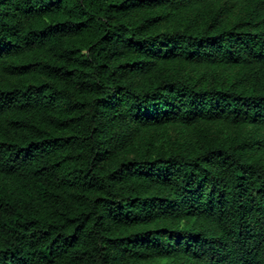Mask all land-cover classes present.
<instances>
[{"label":"trees","instance_id":"16d2710c","mask_svg":"<svg viewBox=\"0 0 264 264\" xmlns=\"http://www.w3.org/2000/svg\"><path fill=\"white\" fill-rule=\"evenodd\" d=\"M0 264H264V0H0Z\"/></svg>","mask_w":264,"mask_h":264},{"label":"rangeland","instance_id":"374dc122","mask_svg":"<svg viewBox=\"0 0 264 264\" xmlns=\"http://www.w3.org/2000/svg\"><path fill=\"white\" fill-rule=\"evenodd\" d=\"M185 69L192 76L196 77L197 79H202L204 81L210 80L212 74H219L220 76H226V77L231 76V74L226 70H222L220 72H217L213 69L206 68L203 66H199L197 64L187 65V66H185ZM200 127L204 128V129L212 130V131L222 128L229 135H233L234 133H236L237 135H239L241 137H249L253 133L251 128H247L246 130L241 131V132H233L228 127L214 126V125L207 124V123L201 124ZM188 132H189V130L181 128L178 125L168 126L167 131H166L165 141L163 143L158 144L157 150L161 151V152H171L172 150H175L177 148V143L180 140H182L188 134ZM134 156H135V153H132L127 158L132 159V158H134Z\"/></svg>","mask_w":264,"mask_h":264}]
</instances>
